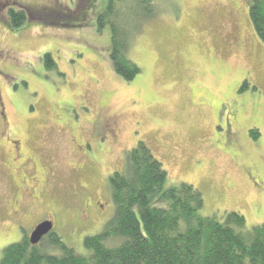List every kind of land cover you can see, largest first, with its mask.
Masks as SVG:
<instances>
[{
    "label": "rangeland",
    "instance_id": "374dc122",
    "mask_svg": "<svg viewBox=\"0 0 264 264\" xmlns=\"http://www.w3.org/2000/svg\"><path fill=\"white\" fill-rule=\"evenodd\" d=\"M155 2L129 49L141 73L126 82L110 61L109 28L96 27L106 0H0V258L42 222L87 256L84 238L113 216L108 176L139 142L163 165L167 187L203 194L201 215L264 223V44L251 0ZM10 7L31 18L13 29ZM77 8L79 28L45 26L39 15ZM12 140L26 159L16 170ZM20 183H34L36 195Z\"/></svg>",
    "mask_w": 264,
    "mask_h": 264
},
{
    "label": "trees",
    "instance_id": "16d2710c",
    "mask_svg": "<svg viewBox=\"0 0 264 264\" xmlns=\"http://www.w3.org/2000/svg\"><path fill=\"white\" fill-rule=\"evenodd\" d=\"M130 1L106 0L96 18L98 32L109 28L110 61L114 73L126 82L141 73L128 56L132 39L157 13L155 0ZM94 2L88 0V7ZM39 15L45 26L61 19L65 28L85 22L78 8L73 14ZM249 17L264 44V0H251ZM8 18L18 29L31 12L10 7ZM43 60L47 68H56L49 54ZM250 133L259 135L256 130ZM166 182L163 165L147 144L139 142L126 152L123 170L108 176L113 216L98 234L84 238L87 256L66 246L54 230L37 245L30 244L24 231L20 242L3 249L0 264H264V223L246 228L237 212H227L222 221L203 216L204 197L197 188L187 183L167 187Z\"/></svg>",
    "mask_w": 264,
    "mask_h": 264
},
{
    "label": "flooded vegetation",
    "instance_id": "af4514ba",
    "mask_svg": "<svg viewBox=\"0 0 264 264\" xmlns=\"http://www.w3.org/2000/svg\"><path fill=\"white\" fill-rule=\"evenodd\" d=\"M4 106H3V104L1 103V100H0V121H5V114H4ZM12 143H13V148H14V156H16L17 158H18V160L15 162V158H12L11 159V165H13V168H14V170H16L17 169V167H19L20 165H22L25 161H26V159H25V154L23 153V150L21 149V147L19 146V143H18V140L17 141H11ZM31 181V180H30ZM32 182V181H31ZM20 187L23 189V191L25 192V193H27V192H30V190L32 191L31 192V195L33 196V194L34 195H36L35 193H34V188H35V184L34 183H29V184H26V183H20ZM24 206V204H22L21 205V207H23ZM15 207H16V210L14 211V213L15 214H18V209H19V207H20V200L19 201H16L15 202ZM52 222V221H51ZM53 223V222H52ZM38 224L36 223V226H37ZM53 225H54V223H53ZM47 236H49V234H47L46 236H44L43 238H45V237H47Z\"/></svg>",
    "mask_w": 264,
    "mask_h": 264
},
{
    "label": "water",
    "instance_id": "95a60500",
    "mask_svg": "<svg viewBox=\"0 0 264 264\" xmlns=\"http://www.w3.org/2000/svg\"><path fill=\"white\" fill-rule=\"evenodd\" d=\"M52 228L53 226L50 222L38 224L30 234V237H28L30 244L37 245L44 236L50 233Z\"/></svg>",
    "mask_w": 264,
    "mask_h": 264
}]
</instances>
